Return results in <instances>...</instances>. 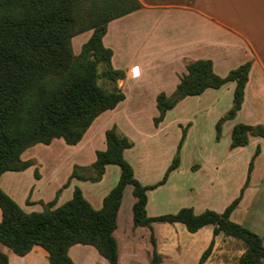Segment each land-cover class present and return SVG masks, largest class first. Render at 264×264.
Returning a JSON list of instances; mask_svg holds the SVG:
<instances>
[{
  "label": "trees",
  "instance_id": "1",
  "mask_svg": "<svg viewBox=\"0 0 264 264\" xmlns=\"http://www.w3.org/2000/svg\"><path fill=\"white\" fill-rule=\"evenodd\" d=\"M142 8L140 0H0V178L7 172L32 167L33 162L23 161L22 155L36 145L49 146L55 140H63L70 146L79 144L100 115L126 100L117 86L119 80L126 79V72L114 68V52L105 46L104 38L111 22ZM89 31H92L90 39L76 55L72 39ZM251 67L248 62L221 77L215 73L211 60L188 62L187 73L175 92L171 96L164 92L157 96L159 116L154 119L155 125L183 99L235 82L233 107L217 125L219 139L222 122L235 119L242 108ZM101 79L113 84V89H103L99 85ZM105 136L107 147L97 151L96 161L90 166L95 176L79 174L77 169L86 167H75L63 186L68 188L73 179L100 182L108 166L119 167V181L104 198L103 207L96 210L76 187L73 197L59 207L56 204L61 190L42 212L28 213L0 186V244L21 257L40 246L48 252L50 264H73L70 248L90 245L109 264H119L115 232L124 194L130 186L136 199L132 207L133 226L151 232L150 264H161L163 260L158 251L155 223L183 224L192 234L212 225L214 236L223 234L245 244L238 264H264L263 238L231 220L249 185L255 159L261 154L260 146L249 164L240 196L223 213L206 210L196 214L193 208H183L175 214L149 217L148 191L168 181L179 168V159L169 166L160 183L144 186L125 158V151L133 148L134 143L117 126L107 130ZM186 136L184 130L179 149ZM251 136L264 138V126L236 125L231 147L247 146ZM214 245L213 240L197 264L207 262ZM0 264H10L8 255L1 251Z\"/></svg>",
  "mask_w": 264,
  "mask_h": 264
},
{
  "label": "rangeland",
  "instance_id": "2",
  "mask_svg": "<svg viewBox=\"0 0 264 264\" xmlns=\"http://www.w3.org/2000/svg\"><path fill=\"white\" fill-rule=\"evenodd\" d=\"M143 1L150 7L166 2L189 4L193 0ZM165 14V9L144 8L135 16L114 21L105 45L114 52V68L128 73L123 83L121 80L117 82L126 100L116 109L100 115L79 144L70 146L63 140H55L49 146L39 144L27 150L22 160L33 162V166L22 172L5 173L2 189L23 210L42 212L45 205L56 198L58 191L61 193L56 207L70 200L75 188L79 187L91 205L100 210L105 196L119 181V167H108L100 182L73 179L68 188L63 189V186L75 167H86L84 170L78 168L79 174L95 176L90 166L95 162L97 151L106 146V131L117 126L118 131L134 143L133 148L125 151V158L144 186L160 183L169 166L179 159V170L171 173L164 185L148 191L149 217L175 214L183 208H194L197 214L206 210L223 213L240 196L247 182L249 164L260 146L261 154L255 159L249 185L231 220L258 234L264 241V138L251 136L247 146L231 147L234 127L238 124L255 125L260 120L259 115L223 121L218 139L217 125L234 104V90L226 86L219 92L211 91L205 100L201 96L183 99L158 126L154 123L159 116L155 94L161 82L153 68L147 66L156 59L157 52L163 50L164 38L159 36H163ZM91 35L92 31H89L72 39L76 55L80 54ZM137 63H146L142 75L138 67L132 68ZM131 68L132 77L137 79L130 77ZM100 71H103L102 67ZM99 85L107 91L114 86L105 79H101ZM184 130L187 136L179 149ZM134 201L132 187H128L117 233L121 244L120 262L150 264L151 233L132 229L133 221L129 219ZM155 225L163 256L161 264L198 263L201 243L205 241L204 232L197 236L189 233L182 224V228L177 225L174 231L164 228L172 227V224ZM245 250L242 241L220 235L205 264H238Z\"/></svg>",
  "mask_w": 264,
  "mask_h": 264
},
{
  "label": "crops",
  "instance_id": "3",
  "mask_svg": "<svg viewBox=\"0 0 264 264\" xmlns=\"http://www.w3.org/2000/svg\"><path fill=\"white\" fill-rule=\"evenodd\" d=\"M140 2L143 5L141 10L122 18L127 19V17L129 18L131 15L135 16L144 8H159L166 10L165 21L163 23V36H159L164 38L163 50L157 52L156 59L152 64L147 66L153 68L152 71L157 73L156 78L160 79L161 82L155 96H158L162 92L167 96H171L175 92L177 86L181 82V78L187 73L186 65L188 62L211 60L215 73L221 77H226L230 71L250 62L252 67L245 88L244 102L235 119L238 120V118L243 116L249 118L251 114H258V119L260 120H258L255 125L251 126L264 124V122H262V120H264V0H193L189 4H167L166 2V4H152L150 7L147 6L146 1L140 0ZM113 23L114 21L108 26V33L104 38V44H106L109 39ZM137 55L138 54L135 56ZM113 57L115 56L113 55ZM147 58L146 56L144 62H146ZM154 64L155 66H153ZM144 65L146 66V63H137L132 68L138 67L140 70L139 73L142 75L145 67ZM132 68L129 73L130 77H132ZM126 75H128L127 72ZM132 78L137 79L134 77ZM124 80H121V82L123 83ZM226 86H229V90L233 89L235 91L236 83L230 82L220 89H208L200 96L202 99H207L208 97L205 96H209L211 91L219 92ZM106 147L107 144L102 151H104ZM95 157L97 158V156ZM198 169H200V166ZM2 177L0 178L1 188L2 181H4V177ZM127 190L128 188L126 191ZM124 198L118 215V229L115 232L119 250L121 249V244L118 240L117 233L120 227ZM135 202L136 199L134 203ZM26 212L31 213L35 211ZM129 216V219L133 221V212L131 216V212L129 211ZM1 221L2 210L0 209V222ZM155 224L153 225L154 232L156 234L158 251L161 253L159 234ZM177 225L180 226L179 223H175L172 224V227L165 226L164 228L174 231ZM133 228L132 224V229ZM136 229L138 232L139 230H149L148 228L142 227ZM203 232L205 233V241L201 243L198 262L202 253L209 247L211 242L213 240L217 242L220 236H214V226L212 225L202 228L195 233V235L198 236ZM146 235H148V233H146ZM171 240L173 243L176 242V239ZM0 251L8 255L10 264H50L48 252L40 246H35L34 249L24 257L16 255L2 244H0ZM151 252L152 245L150 253ZM69 256L73 260V264H109V262L90 245L77 244L72 246L69 250ZM119 264H121V262Z\"/></svg>",
  "mask_w": 264,
  "mask_h": 264
}]
</instances>
